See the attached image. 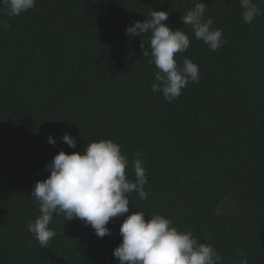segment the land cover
Masks as SVG:
<instances>
[{
	"label": "trees",
	"instance_id": "16d2710c",
	"mask_svg": "<svg viewBox=\"0 0 264 264\" xmlns=\"http://www.w3.org/2000/svg\"><path fill=\"white\" fill-rule=\"evenodd\" d=\"M196 2L36 0L3 17L11 28L0 27V264H119L113 250L125 217L99 238L78 218L54 216L47 248L28 231L40 215L31 194L50 175L45 165L61 150L109 139L127 156L129 179L137 152L147 173V199L130 193L125 216L160 214L211 244L223 264H239L238 249L264 264V15L246 24L239 0H203L226 41L213 52L180 21ZM253 2L264 12V0ZM151 11L169 12L164 23L189 36L177 62L199 66V83L171 103L151 91L156 69L143 56L151 34L125 31Z\"/></svg>",
	"mask_w": 264,
	"mask_h": 264
},
{
	"label": "clouds",
	"instance_id": "9594fccd",
	"mask_svg": "<svg viewBox=\"0 0 264 264\" xmlns=\"http://www.w3.org/2000/svg\"><path fill=\"white\" fill-rule=\"evenodd\" d=\"M36 0H0L3 16L0 27L10 29L7 19L17 17L35 7ZM241 16L251 24L258 15H264L253 0H239ZM208 6L199 0L194 7L180 17L184 25L191 26L194 37L202 41L210 51H217L225 44L223 29L213 28L214 20L205 19ZM169 12L151 11L144 22L135 21L126 28V35L139 37L150 33V51L143 56L150 57L155 65L153 93L160 92L171 103L181 96L189 83H199V66L184 58L179 64L175 57L190 47L189 36L182 30H172L164 22ZM144 48V44H141ZM70 148H76V140L68 133L61 137ZM47 143L55 146L57 141L49 136ZM137 152L132 161L135 180L126 175L129 160L121 148L112 140H100L87 144L81 152L65 153L61 150L45 165L50 173L47 179L37 181L31 198L39 205L40 215L28 224V231L34 235L41 248H47L56 232L49 227L54 216L64 220H81L90 226L97 237L112 233L106 226L114 218L125 217L119 232L122 242L113 250L119 264H223L222 257L211 245L201 243L191 231L179 230L173 222L160 215L152 214L147 220L143 211L129 213V194L136 192L143 201L148 193L147 173ZM241 257L239 264H249L245 253L237 250Z\"/></svg>",
	"mask_w": 264,
	"mask_h": 264
}]
</instances>
